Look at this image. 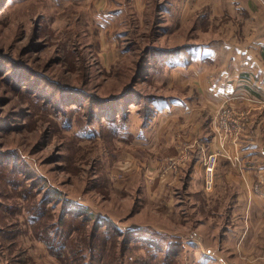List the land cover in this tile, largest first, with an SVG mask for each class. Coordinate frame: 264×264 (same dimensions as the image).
I'll return each instance as SVG.
<instances>
[{
    "label": "rangeland",
    "instance_id": "374dc122",
    "mask_svg": "<svg viewBox=\"0 0 264 264\" xmlns=\"http://www.w3.org/2000/svg\"><path fill=\"white\" fill-rule=\"evenodd\" d=\"M99 4L0 0V264H82L93 233L94 264L121 259L119 264L137 259L163 264V256L148 257L141 243L126 249L125 234L107 232L106 226L93 229L102 218L122 232L170 223L168 215L152 212L144 201V178L129 173L126 178L118 168L135 151L141 159L139 149L125 140L150 120L154 101L198 97L197 82L186 81V67L167 69L159 62L188 46L264 41L258 36L264 31V0L235 4L230 13L226 9L232 6L224 2L219 16L205 9L201 14L208 15L187 21L186 0H143L140 10H128L117 31H104V21H96ZM237 88L230 99L206 96L205 107L216 108L210 126L220 149L201 148L204 179L206 155L217 154L215 174L220 159L229 157L225 148L239 147L252 113L264 107L252 82ZM187 149L174 160L187 161ZM177 184L166 179L162 186L180 202L183 185ZM174 217L178 233L163 232L184 240V220L175 212ZM183 249L171 264H204L198 252Z\"/></svg>",
    "mask_w": 264,
    "mask_h": 264
},
{
    "label": "crops",
    "instance_id": "0c3cea01",
    "mask_svg": "<svg viewBox=\"0 0 264 264\" xmlns=\"http://www.w3.org/2000/svg\"><path fill=\"white\" fill-rule=\"evenodd\" d=\"M97 2L100 4L94 14L96 21H104V31H117L124 24L128 10H140L143 0ZM224 2L232 6L226 9L230 13L235 4L249 3V0H186V21L196 16L202 19L208 15L201 14L205 9L209 16L211 13L212 17H217L218 7ZM164 11L172 14L169 6ZM109 24L112 26L107 30ZM258 33L259 37L264 36V31ZM216 46H188L160 60L161 67L167 69L186 67V81L197 82L198 97L194 101L191 97L154 101L150 120L140 119L137 135L125 140H129L130 147L134 145L132 148L139 149L141 159L135 151L126 156L127 161L118 168L125 170L124 175L140 174L144 178L142 196L147 206L152 212L168 215L169 224L157 221L149 226L176 235L178 232L173 231L171 224L176 217L170 219L171 215L175 212L178 220H184L181 226L186 230L180 232L183 237L186 234V253L198 252V259L204 264H264V107L252 113L240 148L238 145L225 148L229 157L219 161L214 188L206 189L199 161L202 147L220 149L210 126L211 113H216V108L205 107L206 96L215 100L230 99L238 94V84L252 82L258 89L254 90L255 94L264 98V41L260 38L257 44L218 43ZM213 64L216 69L210 68ZM197 100L199 105H196ZM186 146L189 159L167 178L183 185L186 202H179L162 186L166 179L159 180V177L162 167L182 154V149L186 152ZM136 159L142 166L136 164ZM116 173L122 172L113 174ZM134 194L133 210L137 211L141 206L140 193Z\"/></svg>",
    "mask_w": 264,
    "mask_h": 264
},
{
    "label": "trees",
    "instance_id": "16d2710c",
    "mask_svg": "<svg viewBox=\"0 0 264 264\" xmlns=\"http://www.w3.org/2000/svg\"><path fill=\"white\" fill-rule=\"evenodd\" d=\"M103 226H106L107 232H114L115 234H118V235L125 234L124 236H125L126 242L124 244L127 245L126 249H128L129 246L133 243L134 244L141 243L148 257L151 256L152 254H155L154 256L156 255L163 256V259H162L163 264H171L174 257L179 252L184 250L183 248H185L184 240L180 236H174L166 232L159 231L152 226H143V227L142 226H132V227L126 228L125 232H122V231H119L121 229L117 225L102 218V220L95 221V225L93 229L96 230ZM93 234H91L89 238L90 240L87 242V244L85 243L86 244L85 251H87L85 253L87 257L83 258L84 260L82 264H94L95 260L97 259L95 256V252H96L95 245H94L95 239L92 238ZM40 239H45V237H41ZM49 246L50 248H52L51 245ZM60 247L61 246H59V248ZM140 260L141 259H137L135 263H132V262L131 263L139 264L138 261ZM119 262L117 264H119ZM144 264L146 263L144 262Z\"/></svg>",
    "mask_w": 264,
    "mask_h": 264
},
{
    "label": "built area",
    "instance_id": "2783aa9c",
    "mask_svg": "<svg viewBox=\"0 0 264 264\" xmlns=\"http://www.w3.org/2000/svg\"><path fill=\"white\" fill-rule=\"evenodd\" d=\"M217 154L214 152L209 153L206 155V157L203 159V165L206 167L205 171V187L206 189H211L214 184L215 174H214V167L216 163ZM181 160H174L170 164V166H167L162 172L160 177L162 179H167L169 175H171L172 171H175L178 169V166L180 165Z\"/></svg>",
    "mask_w": 264,
    "mask_h": 264
}]
</instances>
